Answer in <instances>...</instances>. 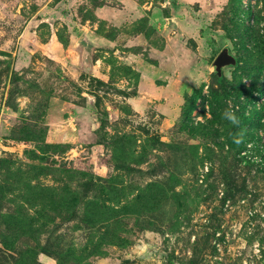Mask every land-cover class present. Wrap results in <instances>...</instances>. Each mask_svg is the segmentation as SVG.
<instances>
[{"label": "rangeland", "instance_id": "374dc122", "mask_svg": "<svg viewBox=\"0 0 264 264\" xmlns=\"http://www.w3.org/2000/svg\"><path fill=\"white\" fill-rule=\"evenodd\" d=\"M0 264H264V0H0Z\"/></svg>", "mask_w": 264, "mask_h": 264}, {"label": "water", "instance_id": "95a60500", "mask_svg": "<svg viewBox=\"0 0 264 264\" xmlns=\"http://www.w3.org/2000/svg\"><path fill=\"white\" fill-rule=\"evenodd\" d=\"M232 60V57L225 50H221L214 59L216 70L219 72L222 65L228 64Z\"/></svg>", "mask_w": 264, "mask_h": 264}]
</instances>
